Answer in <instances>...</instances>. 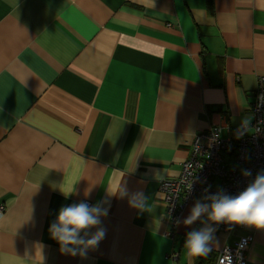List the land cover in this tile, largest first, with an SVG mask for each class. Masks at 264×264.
<instances>
[{
  "label": "crops",
  "instance_id": "1",
  "mask_svg": "<svg viewBox=\"0 0 264 264\" xmlns=\"http://www.w3.org/2000/svg\"><path fill=\"white\" fill-rule=\"evenodd\" d=\"M260 77L264 0H0V264H196L184 243L203 224L183 223L196 200L172 235L160 183L199 134L253 122ZM81 201L108 208L86 257L49 232ZM248 233L246 264H264L253 226L216 230L210 252Z\"/></svg>",
  "mask_w": 264,
  "mask_h": 264
},
{
  "label": "built area",
  "instance_id": "2",
  "mask_svg": "<svg viewBox=\"0 0 264 264\" xmlns=\"http://www.w3.org/2000/svg\"><path fill=\"white\" fill-rule=\"evenodd\" d=\"M262 95L264 77L257 82L252 105L253 122L226 139L222 138V128L217 125L199 134L194 138L192 152L183 165L180 177L161 182L160 191L166 200L172 235L177 232L189 202L203 199L221 189L237 195L254 181L258 173L264 172V103L259 99ZM245 170L251 175L245 176ZM213 227L227 235L249 228L229 223L213 224ZM253 241L251 234L238 235L233 244L220 250L216 264H246Z\"/></svg>",
  "mask_w": 264,
  "mask_h": 264
},
{
  "label": "clouds",
  "instance_id": "3",
  "mask_svg": "<svg viewBox=\"0 0 264 264\" xmlns=\"http://www.w3.org/2000/svg\"><path fill=\"white\" fill-rule=\"evenodd\" d=\"M259 99L264 103V95ZM249 123L250 120L245 118L242 127ZM243 174L250 176L251 172L245 170ZM117 193L121 198L128 196L127 189L123 187L113 194ZM147 200L148 197L143 192H137L130 196L129 204L144 210ZM104 203L100 201L89 205L81 201L61 207L57 219L50 225L49 232L51 238L60 245L62 253L86 257L89 249L98 247L106 235V230L101 226V217L108 215V208L103 206ZM202 217H207V220ZM198 220L203 227L188 232L184 243L190 257L205 256L211 251L216 229L208 221L213 224L229 223L264 229V172L258 173L254 181L237 195L228 194L221 189L204 196L203 199H197L183 223L193 225ZM92 228L97 230L90 232Z\"/></svg>",
  "mask_w": 264,
  "mask_h": 264
},
{
  "label": "trees",
  "instance_id": "4",
  "mask_svg": "<svg viewBox=\"0 0 264 264\" xmlns=\"http://www.w3.org/2000/svg\"><path fill=\"white\" fill-rule=\"evenodd\" d=\"M218 254L214 252H208L207 255L201 257H195L196 264H216Z\"/></svg>",
  "mask_w": 264,
  "mask_h": 264
},
{
  "label": "rangeland",
  "instance_id": "5",
  "mask_svg": "<svg viewBox=\"0 0 264 264\" xmlns=\"http://www.w3.org/2000/svg\"><path fill=\"white\" fill-rule=\"evenodd\" d=\"M251 113H252V110H251ZM253 116V115H252ZM193 147V146H192ZM191 152H192V150H191ZM163 182V181H162ZM161 184V183H160ZM244 232H246L247 233V229L246 230H243ZM223 233V232H222ZM225 234V233H224ZM234 234H236V233H232V234H230V235H228L229 237L230 236H232V235H234ZM248 234H250V233H248ZM248 234H242V236H246V235H248ZM227 235V234H226ZM252 235V234H251ZM227 245H229V244H227ZM219 255H220V251L218 252V257H219ZM217 263V262H216Z\"/></svg>",
  "mask_w": 264,
  "mask_h": 264
}]
</instances>
